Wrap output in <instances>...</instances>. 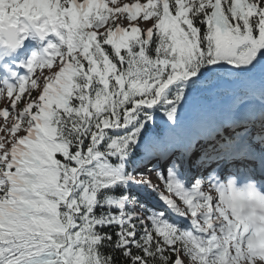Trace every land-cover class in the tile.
<instances>
[{
    "label": "snow or ice",
    "instance_id": "1",
    "mask_svg": "<svg viewBox=\"0 0 264 264\" xmlns=\"http://www.w3.org/2000/svg\"><path fill=\"white\" fill-rule=\"evenodd\" d=\"M0 49V264H264V0H0Z\"/></svg>",
    "mask_w": 264,
    "mask_h": 264
},
{
    "label": "trees",
    "instance_id": "2",
    "mask_svg": "<svg viewBox=\"0 0 264 264\" xmlns=\"http://www.w3.org/2000/svg\"><path fill=\"white\" fill-rule=\"evenodd\" d=\"M36 46L38 48L37 44ZM225 87L227 88L228 86ZM229 99H231V95L226 91H221L218 94H215L211 99H202L201 97L197 96L194 99L193 103L189 106V108H187L184 112L185 127L187 126L189 121L198 120L202 118L206 113L217 115L220 108L224 106L225 101ZM226 121L228 122V120ZM186 128L190 130L193 135H198L202 131H204L203 129L196 128L194 125H192L191 127L188 126Z\"/></svg>",
    "mask_w": 264,
    "mask_h": 264
},
{
    "label": "rangeland",
    "instance_id": "3",
    "mask_svg": "<svg viewBox=\"0 0 264 264\" xmlns=\"http://www.w3.org/2000/svg\"><path fill=\"white\" fill-rule=\"evenodd\" d=\"M120 3H124V2H131V0H119ZM125 26H127V24L125 23ZM141 28H147L149 25L147 23H140L139 25ZM33 44V41L32 40H26L25 41V48L26 50H18L17 53L13 54L12 55V59L11 60H14L15 63H20L21 60H24L26 61L28 58H30V56L33 54V47L31 46ZM31 47V48H30ZM0 55H2V50L0 49ZM17 73L20 75V76H24L27 74L26 72V69L25 68H18L16 69ZM7 100L6 99H2L0 98V108H3L7 105ZM231 103H232V99H229V100H226L225 101V104L222 108H220V110L218 111V114L221 115L222 117H226L228 116V114H232V115H235L236 114L238 115V113H235L233 114L231 111H230V106H231ZM196 121V120H195ZM194 120H191L189 121V123L187 124L186 127L193 125ZM3 118H0V125H3ZM188 133L190 134V132L188 131ZM4 135V133L0 132V136ZM191 135V134H190ZM152 182L155 184L157 183V180H156V177L153 176L152 177Z\"/></svg>",
    "mask_w": 264,
    "mask_h": 264
},
{
    "label": "clouds",
    "instance_id": "4",
    "mask_svg": "<svg viewBox=\"0 0 264 264\" xmlns=\"http://www.w3.org/2000/svg\"><path fill=\"white\" fill-rule=\"evenodd\" d=\"M228 181H231L233 187L237 188V189H242V190H247L249 188V186H251V189L255 192H259V189L256 187L257 182L255 180H247L245 182H240L238 177L236 176H232L228 178ZM228 181H225V183H228ZM239 181V184H238ZM264 195V194H261ZM258 212L261 215H264V209H257Z\"/></svg>",
    "mask_w": 264,
    "mask_h": 264
},
{
    "label": "bare ground",
    "instance_id": "5",
    "mask_svg": "<svg viewBox=\"0 0 264 264\" xmlns=\"http://www.w3.org/2000/svg\"><path fill=\"white\" fill-rule=\"evenodd\" d=\"M2 54H3V50H2ZM5 57H7V58H8V57H10V56H5ZM5 59H6V58H5Z\"/></svg>",
    "mask_w": 264,
    "mask_h": 264
}]
</instances>
